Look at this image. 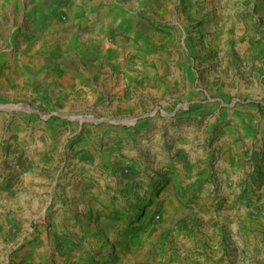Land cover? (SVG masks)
Masks as SVG:
<instances>
[{"label": "rangeland", "instance_id": "rangeland-1", "mask_svg": "<svg viewBox=\"0 0 264 264\" xmlns=\"http://www.w3.org/2000/svg\"><path fill=\"white\" fill-rule=\"evenodd\" d=\"M162 1L0 0V264H264V0Z\"/></svg>", "mask_w": 264, "mask_h": 264}, {"label": "crops", "instance_id": "crops-1", "mask_svg": "<svg viewBox=\"0 0 264 264\" xmlns=\"http://www.w3.org/2000/svg\"><path fill=\"white\" fill-rule=\"evenodd\" d=\"M165 1L166 0H164V2L162 1L163 5H168L165 6H167L168 12L171 15V12L175 8L174 0L173 3ZM18 2H22V0H6V16L11 17L13 15L14 5ZM72 2L73 0H64V4H71ZM76 3H78L80 7L82 6V4H86V7H81L80 11L84 13L85 16H92L93 19H96L98 21V23L96 24L98 29L103 26L104 30L109 33L107 35L116 34L118 32L116 31V29H118L119 31L122 30L126 34L128 31L127 29H129L130 32L133 28H139L141 24L139 15L140 12L142 10H145V8L147 7V17L149 20H151V15L156 18L155 14L158 7V0H74V4ZM142 28H144L147 35H150V22H148L147 25L143 24ZM43 58L44 57L40 55L39 59L36 60L43 61ZM61 75L66 79L71 77L81 79V75L75 71L74 66L69 68L68 71L62 72ZM71 90H73V92H76L75 89L62 88L60 89V93L69 94L72 93ZM88 185L91 188L93 182L88 181L87 183L83 184L80 191H78V194H81L82 191L85 190L86 194H81L80 196L90 197L92 195V191H90L89 187H87ZM86 201L89 204V199H87ZM93 204H95V202H93ZM85 205V203L81 202L79 204V207L82 208Z\"/></svg>", "mask_w": 264, "mask_h": 264}]
</instances>
